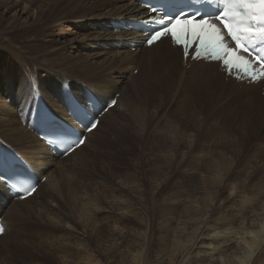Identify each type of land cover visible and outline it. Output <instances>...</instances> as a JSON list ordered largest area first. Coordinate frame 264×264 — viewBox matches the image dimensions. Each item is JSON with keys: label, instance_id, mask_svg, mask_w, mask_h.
<instances>
[{"label": "rangeland", "instance_id": "rangeland-1", "mask_svg": "<svg viewBox=\"0 0 264 264\" xmlns=\"http://www.w3.org/2000/svg\"><path fill=\"white\" fill-rule=\"evenodd\" d=\"M90 2L0 0V149L45 156L30 137L10 140L16 132L21 141L23 120L9 115V103L20 92L32 108L47 102L45 89L32 86L47 78L60 99L62 91L83 92L74 86L75 68L100 67L110 53L102 37L114 31L95 16L113 11ZM132 69L82 76L105 99L104 78L123 93L134 79L141 88L129 92L135 114L119 109L102 122L104 155L94 157L89 146L76 160L90 165L72 167L71 158L46 172L57 185L51 204L29 221L28 235L8 234L11 253L0 264H197V255L220 245L248 251L241 264H264V105L250 93L245 102L212 88L172 86L175 74L159 79ZM219 258L222 264L225 255Z\"/></svg>", "mask_w": 264, "mask_h": 264}, {"label": "bare ground", "instance_id": "bare-ground-1", "mask_svg": "<svg viewBox=\"0 0 264 264\" xmlns=\"http://www.w3.org/2000/svg\"><path fill=\"white\" fill-rule=\"evenodd\" d=\"M87 5L93 7V10L100 7V8H105V9L110 8L113 11V14L111 15H105L102 13L100 15L95 16L98 19V22H96L97 25L101 27H108L109 29H111L112 27L111 24L114 19H123V20L148 19V17L145 14L146 11L141 9L131 0H92V2L87 3ZM45 6L47 5H44V7ZM108 18H112V19L111 21L109 20L107 24L106 20H108ZM107 35L108 36L106 37H102V40L105 41L107 45H105V43H101V45L102 46L105 45V47L107 46L108 49L111 50L110 53L108 52L109 54L107 56H103L104 60L100 61L99 63L100 67L92 68L91 66L88 65V66L81 67L78 69L75 68L76 75H77L75 78L77 79L79 78L80 81L78 85H74V86L77 88L84 87V90L83 92L81 91H78V92L70 91V92H72V94H78L82 98H85L86 90H90L105 104L106 107L113 101L114 97H110V96H113V95L115 96V94L117 93L119 94L122 93V94L121 96H119L117 105L113 109L109 110L108 113L107 111H104L103 116L100 118L101 122L99 123L98 127L94 131L91 132V134L89 135L83 147L78 148L71 155H69L65 159L60 160L57 157V155L54 154L49 149L48 145H46L43 141H41L36 135V133H34L26 124H24V122H22L23 128L22 129L21 127L19 128V132L21 135V141H18L20 140V136L16 134V132H11L10 134L8 133V137L10 138V140L14 142L24 143L23 136H27L33 139L37 143L39 151H41L45 156L35 157L37 156V153H34L30 156H27L25 154H21V155H18L16 153L15 154L20 159L28 163L36 171V173L39 175L40 178L47 177V180H46L47 184L40 183L36 193L33 196L28 197L27 199H24V200H19L17 202H14L10 199L6 186L2 182H0V196L6 197L9 199L8 200L9 206L6 205L4 202H0L1 213H5L6 210L10 209V212H8L6 215V219L2 221V224L7 227V230L3 235L0 236V258L10 255L11 253V246H10L11 240L8 239L4 241L6 237L8 236V234H10L12 230H14L15 231L14 233L17 232L22 236L28 235L29 221L31 224L33 223V219L35 218L42 219L43 218V216L41 215L42 209L44 211L45 207L51 204V200L53 199L55 190H57V187H56L57 185H56V182H54L55 179L54 178H53L54 180L51 179L52 177L50 175L44 176L46 172L49 171L50 168L53 167L54 164H59L60 166L61 163L69 162L71 158L73 162L74 160L76 162L77 157H79V155H81L85 151V149L89 146H91L92 148V155L94 157H100L104 155V152H105L104 145L108 142L109 139H107L106 137L102 138L98 136L99 131L103 129L102 122L106 123L110 121V119H112L113 112L119 109L128 113L129 115L135 114V111H136L135 105H134L135 102L133 101V98L129 92L131 90V91H134L133 93H135V91L141 88L138 84L135 83L134 79H131L132 82H131L130 88L125 86L127 88L124 87L122 89V90H125V92L123 93L121 91L120 83H116L114 80L104 78L101 83L102 88L109 94V97L105 99L98 89L89 88L87 84H84L82 82L83 80L82 78H85L82 76L84 74L87 75V72L98 74L96 78L99 77V73H103L104 71L106 73L112 72V73L118 74L123 71H127L128 68H133L132 69V72H133L137 67V63L142 62L143 64H147L146 66H143L142 69L140 70L142 75L164 79L166 77H171V75L175 74L177 76L176 81L167 82L168 84L171 83L172 86L173 84H178V85H182V87L184 88H194L196 90H201L202 92L209 88H212L213 90H218L224 94L239 96L242 99H244L245 102L247 101L245 97V92H243L240 89H237L236 87L230 84H227L221 81L219 78L216 77L214 70H212V72L210 70L206 71V69L210 67H208V65L205 64V62L196 60V61H189L187 64L184 63L179 49H176L172 52L162 49L160 51L155 52L153 55L150 54L151 53L150 51L146 49L145 50L142 49L138 51L140 54L143 53L142 55L132 54L131 51L129 52L127 50V43L131 42V43L138 44L140 43L142 36L138 34H134V33L111 32V31ZM112 49H114V52H112ZM116 50H120V51L117 52ZM162 51L164 53H161ZM113 53H116V54H113ZM177 63H179L178 66H177ZM54 65L56 64L54 63ZM158 67H161L162 70H160V68ZM147 83L149 82L147 81ZM56 84H57L56 81L54 82L50 80L49 78H47L43 81H39L36 85H32L33 87H35L36 90L45 89L44 94L47 95V102L46 101L38 102L37 106H34L33 108L29 106L28 98H25L27 96L25 95L24 97L25 99H23L22 97L24 96L23 92H20V94L18 93L19 95L15 96L13 100L11 99L12 101L10 100L11 103H9V106H8L9 115L12 117L14 114V116H16V118L14 117L16 121L17 119H19V116L22 115V120H23L24 117L27 115V113L33 112L35 109H38V107H40L42 103H45L54 111V113L61 115V116H66L67 105H66L65 94L67 93L61 90L62 92H61V99H60L55 93L54 87L56 86ZM112 84H114V86H112ZM42 96L43 94H40L39 98H41ZM18 110L20 111V113H18ZM10 126H12V129H13L15 126L14 122H12ZM116 128L117 126L115 125L112 126V130H115ZM8 152L14 153L10 149ZM37 160L41 163L37 164L36 163ZM76 163L77 164H74L72 167H79L82 165L85 166L84 164L90 165V162L87 158H80L79 161H77ZM18 213L20 216L19 220H14L15 215ZM261 227H264V225H262ZM255 236L258 237L259 234L257 233L255 234ZM12 237L13 236H11V238ZM220 246L221 247L217 246L214 251L207 250L197 255L195 257V262L197 264H219L218 263L220 260L219 257L222 255H225V261L223 260L224 262H222V264H241L243 262V259H246L247 256L249 257V254H250V253H247L248 251L244 250L242 247H233V246H226V245H220Z\"/></svg>", "mask_w": 264, "mask_h": 264}, {"label": "snow or ice", "instance_id": "snow-or-ice-1", "mask_svg": "<svg viewBox=\"0 0 264 264\" xmlns=\"http://www.w3.org/2000/svg\"><path fill=\"white\" fill-rule=\"evenodd\" d=\"M189 7L196 5L194 11L180 9L174 14H165L162 19L149 17L144 31L147 35L144 44L148 47L170 38L172 43L183 50L185 60L191 56L193 60L219 62L229 76L250 83L264 81V0H188ZM201 5H209L219 9L215 12L204 10ZM150 12L162 11L155 5ZM31 87V84H30ZM115 100L111 106H115ZM74 118L87 132L94 131L99 121L91 116L87 104H77L72 109ZM48 131L42 138L48 143L63 144L64 155H71L86 143L82 132L69 125L43 118ZM23 165L19 157L0 154V182L8 183L16 191L18 197L26 199L37 191V185H22L28 177L15 173L5 175ZM20 185V187H18ZM5 229L0 225V235Z\"/></svg>", "mask_w": 264, "mask_h": 264}]
</instances>
